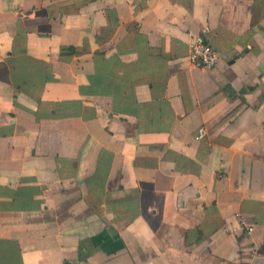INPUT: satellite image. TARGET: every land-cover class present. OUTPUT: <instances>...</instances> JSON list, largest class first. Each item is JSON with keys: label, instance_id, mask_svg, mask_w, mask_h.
<instances>
[{"label": "crops", "instance_id": "0c3cea01", "mask_svg": "<svg viewBox=\"0 0 264 264\" xmlns=\"http://www.w3.org/2000/svg\"><path fill=\"white\" fill-rule=\"evenodd\" d=\"M0 264H264V0H0Z\"/></svg>", "mask_w": 264, "mask_h": 264}, {"label": "built area", "instance_id": "2783aa9c", "mask_svg": "<svg viewBox=\"0 0 264 264\" xmlns=\"http://www.w3.org/2000/svg\"><path fill=\"white\" fill-rule=\"evenodd\" d=\"M208 28H204L198 33L193 34L190 42L189 62L194 68L209 69L217 64L220 58L218 50L212 46L208 40ZM207 131L204 127L199 129L197 139H202L206 136ZM247 234L250 235L254 230L252 225H246Z\"/></svg>", "mask_w": 264, "mask_h": 264}]
</instances>
